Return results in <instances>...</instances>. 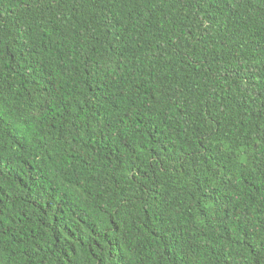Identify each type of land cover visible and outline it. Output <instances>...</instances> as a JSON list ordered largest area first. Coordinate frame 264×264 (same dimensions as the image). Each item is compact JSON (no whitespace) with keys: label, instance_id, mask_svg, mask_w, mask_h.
Returning <instances> with one entry per match:
<instances>
[{"label":"trees","instance_id":"1","mask_svg":"<svg viewBox=\"0 0 264 264\" xmlns=\"http://www.w3.org/2000/svg\"><path fill=\"white\" fill-rule=\"evenodd\" d=\"M0 264H264V0H0Z\"/></svg>","mask_w":264,"mask_h":264}]
</instances>
